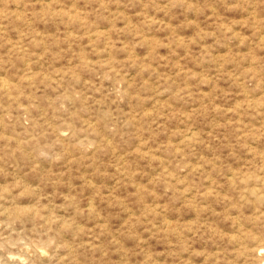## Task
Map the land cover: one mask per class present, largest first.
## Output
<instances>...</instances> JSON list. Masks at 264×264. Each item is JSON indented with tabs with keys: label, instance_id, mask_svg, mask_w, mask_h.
<instances>
[{
	"label": "rangeland",
	"instance_id": "1",
	"mask_svg": "<svg viewBox=\"0 0 264 264\" xmlns=\"http://www.w3.org/2000/svg\"><path fill=\"white\" fill-rule=\"evenodd\" d=\"M263 263L264 0H0V264Z\"/></svg>",
	"mask_w": 264,
	"mask_h": 264
},
{
	"label": "bare ground",
	"instance_id": "2",
	"mask_svg": "<svg viewBox=\"0 0 264 264\" xmlns=\"http://www.w3.org/2000/svg\"><path fill=\"white\" fill-rule=\"evenodd\" d=\"M262 250V249H261ZM264 264V263H263Z\"/></svg>",
	"mask_w": 264,
	"mask_h": 264
}]
</instances>
